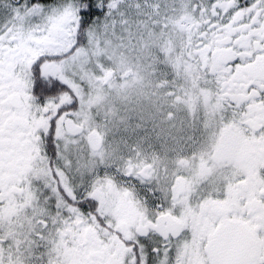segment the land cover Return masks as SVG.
<instances>
[{
    "label": "snow or ice",
    "instance_id": "obj_1",
    "mask_svg": "<svg viewBox=\"0 0 264 264\" xmlns=\"http://www.w3.org/2000/svg\"><path fill=\"white\" fill-rule=\"evenodd\" d=\"M0 264H264V0H0Z\"/></svg>",
    "mask_w": 264,
    "mask_h": 264
}]
</instances>
